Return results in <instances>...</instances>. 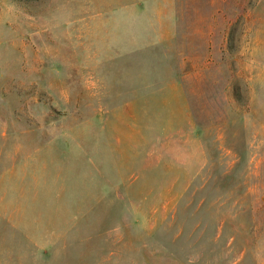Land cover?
I'll use <instances>...</instances> for the list:
<instances>
[{
    "label": "rangeland",
    "instance_id": "374dc122",
    "mask_svg": "<svg viewBox=\"0 0 264 264\" xmlns=\"http://www.w3.org/2000/svg\"><path fill=\"white\" fill-rule=\"evenodd\" d=\"M0 264H264V0H0Z\"/></svg>",
    "mask_w": 264,
    "mask_h": 264
}]
</instances>
